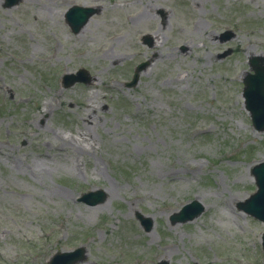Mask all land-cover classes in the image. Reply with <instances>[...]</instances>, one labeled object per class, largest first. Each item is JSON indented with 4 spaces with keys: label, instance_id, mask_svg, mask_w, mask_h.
Masks as SVG:
<instances>
[{
    "label": "rangeland",
    "instance_id": "374dc122",
    "mask_svg": "<svg viewBox=\"0 0 264 264\" xmlns=\"http://www.w3.org/2000/svg\"><path fill=\"white\" fill-rule=\"evenodd\" d=\"M2 1L0 264L80 246L74 264H264V223L237 208L264 160L241 80L264 56V0ZM72 5L97 8L77 33ZM80 67L90 82L62 87ZM193 199L202 213L171 223Z\"/></svg>",
    "mask_w": 264,
    "mask_h": 264
},
{
    "label": "water",
    "instance_id": "95a60500",
    "mask_svg": "<svg viewBox=\"0 0 264 264\" xmlns=\"http://www.w3.org/2000/svg\"><path fill=\"white\" fill-rule=\"evenodd\" d=\"M18 0H6L5 6H11ZM96 10L94 8H85L81 6H73L66 13V21L72 28L73 32H78L88 21V18ZM161 17L164 19L166 13L160 9ZM149 34L142 36L144 43L150 44ZM228 37V36H227ZM224 56V54L220 55ZM148 61L138 64L134 70L132 80L126 85L132 86L138 80L139 73L145 68ZM249 65L253 72H246L242 78L243 88L242 96L244 98L245 108L249 111L252 123L258 131L264 130V57L252 56L249 59ZM74 82L89 83L90 77L84 68H80L76 73H67L63 76V86L68 87ZM255 177L257 189L247 199L238 203V208L251 214L255 218L264 222V161L252 168ZM105 195L102 191H89L83 193L78 201H83L89 205H95L102 202ZM204 209V206L197 200L182 206V208L174 212L170 216L171 223L186 222L193 220ZM136 218L140 221L145 230L151 228L152 222L150 218L144 217L140 213H136ZM262 247L264 250V232L262 234ZM84 257V249L79 247L74 251L56 252L48 264H74L76 261ZM154 264H169L168 261H159ZM198 264V263H196Z\"/></svg>",
    "mask_w": 264,
    "mask_h": 264
},
{
    "label": "bare ground",
    "instance_id": "6f19581e",
    "mask_svg": "<svg viewBox=\"0 0 264 264\" xmlns=\"http://www.w3.org/2000/svg\"><path fill=\"white\" fill-rule=\"evenodd\" d=\"M229 35V33H226V36H228ZM63 144H69V143H66V142H75V140L73 139V141L72 140H63Z\"/></svg>",
    "mask_w": 264,
    "mask_h": 264
},
{
    "label": "flooded vegetation",
    "instance_id": "af4514ba",
    "mask_svg": "<svg viewBox=\"0 0 264 264\" xmlns=\"http://www.w3.org/2000/svg\"><path fill=\"white\" fill-rule=\"evenodd\" d=\"M2 4H3V1H2Z\"/></svg>",
    "mask_w": 264,
    "mask_h": 264
}]
</instances>
